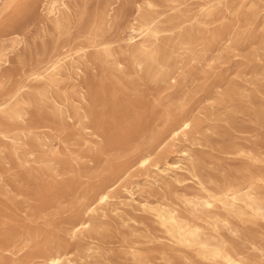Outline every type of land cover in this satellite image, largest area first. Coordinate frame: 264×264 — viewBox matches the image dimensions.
<instances>
[{"label": "rangeland", "instance_id": "374dc122", "mask_svg": "<svg viewBox=\"0 0 264 264\" xmlns=\"http://www.w3.org/2000/svg\"><path fill=\"white\" fill-rule=\"evenodd\" d=\"M251 188L264 0H0V264H264Z\"/></svg>", "mask_w": 264, "mask_h": 264}, {"label": "bare ground", "instance_id": "6f19581e", "mask_svg": "<svg viewBox=\"0 0 264 264\" xmlns=\"http://www.w3.org/2000/svg\"><path fill=\"white\" fill-rule=\"evenodd\" d=\"M145 161L146 159H144L142 162L144 163ZM106 197H107V192L101 193L99 196L98 203H102L106 199ZM242 201L244 203L246 213L248 217H250L251 219H257L258 217L264 215V196H262L256 189L251 188L250 190L246 191ZM161 216L165 221L169 219V217L165 216L164 214H161ZM82 225H84V223H82ZM188 236L192 240H195L197 239L198 234L197 232L193 231L189 233ZM60 260H61L60 256L52 255L48 257L47 264H58ZM227 264H239V262L228 259Z\"/></svg>", "mask_w": 264, "mask_h": 264}]
</instances>
